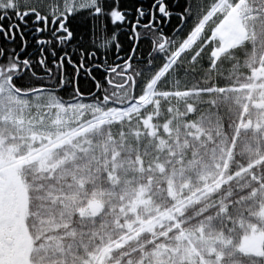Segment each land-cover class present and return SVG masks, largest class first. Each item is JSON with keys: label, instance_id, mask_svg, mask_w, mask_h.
I'll return each instance as SVG.
<instances>
[{"label": "snow or ice", "instance_id": "snow-or-ice-1", "mask_svg": "<svg viewBox=\"0 0 264 264\" xmlns=\"http://www.w3.org/2000/svg\"><path fill=\"white\" fill-rule=\"evenodd\" d=\"M0 264H264V0H0Z\"/></svg>", "mask_w": 264, "mask_h": 264}]
</instances>
